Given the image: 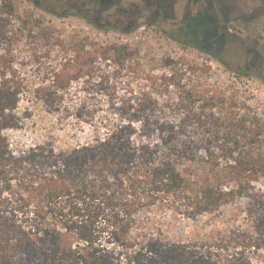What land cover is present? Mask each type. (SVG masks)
I'll list each match as a JSON object with an SVG mask.
<instances>
[{"label": "trees", "instance_id": "1", "mask_svg": "<svg viewBox=\"0 0 264 264\" xmlns=\"http://www.w3.org/2000/svg\"><path fill=\"white\" fill-rule=\"evenodd\" d=\"M17 2L0 0V264H264V118L236 86L183 57L156 69L129 44L57 36L24 93L16 47L49 35ZM27 95L54 118L43 134ZM155 211L196 225L165 237Z\"/></svg>", "mask_w": 264, "mask_h": 264}, {"label": "rangeland", "instance_id": "2", "mask_svg": "<svg viewBox=\"0 0 264 264\" xmlns=\"http://www.w3.org/2000/svg\"><path fill=\"white\" fill-rule=\"evenodd\" d=\"M20 11H30L36 21L29 25L37 33L45 30L49 42L37 43L24 38L16 47L15 66L27 78V91L42 82L38 67L55 62L60 47L55 37L66 45L88 38L99 43L118 42L138 50L145 65L156 69L167 56L183 57L194 65L210 66V83L231 84L248 106L264 118V3L262 0H17ZM258 2L259 5H256ZM46 57L40 62L31 58V46ZM28 96V97H27ZM23 97L19 109H32L29 124L43 134L52 126L53 116L33 95ZM20 134V133H19ZM17 133L16 136H19ZM24 134V133H23ZM15 135V133H14ZM22 136V135H21ZM65 144V132L58 135ZM26 137V135H24ZM264 183V182H263ZM220 211L205 216L206 225L196 226L203 233L214 224L213 218L229 221ZM152 226L165 237L180 239L191 233L195 223L173 220L170 213H146ZM220 219V218H219ZM223 229L224 222L215 223Z\"/></svg>", "mask_w": 264, "mask_h": 264}, {"label": "flooded vegetation", "instance_id": "3", "mask_svg": "<svg viewBox=\"0 0 264 264\" xmlns=\"http://www.w3.org/2000/svg\"><path fill=\"white\" fill-rule=\"evenodd\" d=\"M262 3H264V0H262ZM256 5H259L258 2H255Z\"/></svg>", "mask_w": 264, "mask_h": 264}]
</instances>
